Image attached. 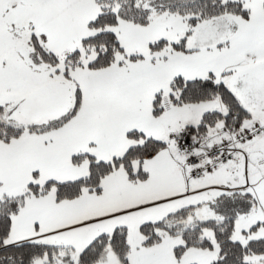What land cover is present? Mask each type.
<instances>
[{"label":"snow or ice","instance_id":"1","mask_svg":"<svg viewBox=\"0 0 264 264\" xmlns=\"http://www.w3.org/2000/svg\"><path fill=\"white\" fill-rule=\"evenodd\" d=\"M0 264H264V0H0Z\"/></svg>","mask_w":264,"mask_h":264}]
</instances>
